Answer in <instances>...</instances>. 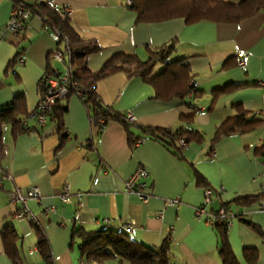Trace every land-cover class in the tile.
<instances>
[{
	"label": "crops",
	"instance_id": "crops-1",
	"mask_svg": "<svg viewBox=\"0 0 264 264\" xmlns=\"http://www.w3.org/2000/svg\"><path fill=\"white\" fill-rule=\"evenodd\" d=\"M128 1L51 0L50 4L66 6L76 34L100 47L86 57L89 72H99L118 53L135 54L137 62L124 64L135 69L151 49L172 41L174 49L168 56L187 59L195 92L184 100H161L154 96V87L148 81L137 75L128 77L124 70L100 79L96 92L102 103L134 116L136 126L132 129L142 140L132 148L117 121H108L96 132L82 101L73 95L64 101L62 139L57 123L50 119L44 126L29 121L31 129L25 131H14L12 121H2L0 264H15L4 251V226L13 230L23 264H46L29 220L15 217L18 205L10 201L11 192H24L30 187L38 188L40 196L28 199L27 207L43 228L53 264H80L79 239L73 236V228L92 231L105 224L152 246L169 235L171 260L176 264H221L217 232L195 215L206 188L211 189L208 209L216 210L228 202L240 213L241 219L232 218L227 230L236 259L241 264H264V6L257 5L250 16L235 23H185L183 18L137 23ZM12 4V0H0V31L9 19ZM19 48L24 62L9 66ZM56 49L64 52V43L51 40L37 14L28 19L21 40L0 35V108L18 95L23 96L25 112L35 107L43 72L48 66L58 73L64 71L63 63L52 57ZM238 53L246 54L244 67L236 64ZM156 65L154 72L162 66ZM221 88L225 91L214 93ZM239 108L258 113L255 118L260 122L248 131L212 142L216 128L236 115ZM22 117L18 115V119ZM181 126L200 132L202 139L187 142L180 155L141 130L155 127L174 131ZM137 166L148 172L146 202L124 190V180ZM63 193L71 195L70 202L60 199ZM77 193H81L80 199ZM244 196L256 200L244 205L234 203ZM175 197L178 202L169 204ZM45 207L53 209L45 215ZM245 247L257 251L255 263L244 261ZM100 264L120 263L105 260Z\"/></svg>",
	"mask_w": 264,
	"mask_h": 264
},
{
	"label": "trees",
	"instance_id": "trees-1",
	"mask_svg": "<svg viewBox=\"0 0 264 264\" xmlns=\"http://www.w3.org/2000/svg\"><path fill=\"white\" fill-rule=\"evenodd\" d=\"M50 2V0H29L26 4L30 16L32 14L39 15L44 26L60 30L69 37V62L73 68L71 84L68 87V92L56 99L48 112V119L57 123L61 139L65 137V127L62 119L63 114L66 112L64 101L73 95L82 101L87 111L88 121L96 129V132L99 133L108 121H117L123 126L131 148L142 140L141 137L134 134L132 128L136 124L134 120L128 119L127 112L114 110L102 103L97 95V82L117 70H124L128 77L137 75L148 81L154 87V96L161 100L172 98L184 100L189 94L195 92V83L187 59L185 57L169 58L168 56L174 49L172 41L151 49L147 59L138 61V67L135 69L124 65L137 62L135 54L118 53L107 60L99 72H89L86 67V57L100 47L93 44L91 40H82L70 26L67 16L61 15L58 8L51 6ZM257 5L264 6V0H242L239 3H230L224 0H131V7L135 11V21L137 23L159 22L172 18H183L185 23H195L201 20L235 23L250 16L256 10ZM20 55L21 48L18 49L8 65L14 66L19 63ZM156 64L162 66L157 72H154ZM45 71L59 74L51 70L49 66ZM38 89L41 95L44 91L41 78L38 82ZM77 90H80L82 95H75ZM224 91L225 88H221L215 90L214 93L219 94ZM238 110L236 115L227 118L216 128L212 142L235 132L248 131L260 122L255 118L258 113H249L240 108ZM29 113L30 111H24L23 96L18 95L9 105L0 108V127L2 121H12L14 131L31 129L30 126L23 124V120ZM19 114H23L24 117L18 119ZM181 117L187 120L190 119L189 116ZM262 123H264V120H262ZM141 130L147 133L150 138L163 144L175 155L181 154V150L187 142L202 139L200 132L187 126H181L174 131L155 127H141ZM179 140H183L184 145ZM89 144L91 143L89 142ZM254 200L256 198L253 196H244L236 198L234 203L244 205ZM220 208H223L221 213L219 212ZM211 211L214 221L210 225L217 232L220 239L218 254L221 264H241L236 259L227 238L229 221L231 218L241 219L240 213L232 209L228 202L221 203L218 209H212ZM28 220L37 237V248L43 260L46 264H53L50 246L39 220L36 216ZM246 223L252 229L258 230L253 223ZM72 234L79 239L80 263L82 261H96L100 264L105 260H117L120 264H176L171 260L172 241L169 235L160 244L152 246L138 241L124 230L109 227L106 224L103 228L92 231H85L81 227H76L73 228ZM1 238L7 256L15 264H23L19 259L16 237L11 227L4 226L1 229ZM243 258L247 263H255L257 251L252 247H245Z\"/></svg>",
	"mask_w": 264,
	"mask_h": 264
},
{
	"label": "built area",
	"instance_id": "built-area-1",
	"mask_svg": "<svg viewBox=\"0 0 264 264\" xmlns=\"http://www.w3.org/2000/svg\"><path fill=\"white\" fill-rule=\"evenodd\" d=\"M27 1L29 0H12V8L9 19L0 31L2 37L11 35L16 39H21L24 34L26 23L30 17L29 9L27 8ZM41 1V0H36ZM51 1V0H50ZM130 4V0L128 1ZM58 12L61 15L67 16L69 9L65 7L58 8ZM48 31V35L54 43H64V52L61 50H54L52 57L58 61H61L64 65V71L59 74H53L49 71H44L41 77V82L44 87V91L41 93L35 107L30 111L29 115L23 120L24 125H28L29 121L35 122L39 126H44L48 119V112L51 110L52 105L56 99L64 96L68 92V87L71 84V77L73 75V68L70 65L68 53L69 37L60 30L51 29L45 26ZM69 54V55H68ZM245 53H238L236 64L238 67H244L245 65ZM19 63H23V57L18 60ZM75 95H82L80 90L75 92ZM127 117L130 120H134L132 113L127 112ZM184 145L183 140H179ZM148 172L142 166H137L134 171L124 180V190L134 193L138 199L142 202H146L148 199V193L146 191L147 185L145 178ZM0 184H1V173H0ZM40 192L36 187H30L26 191L22 192L20 189H16L10 194V201L13 204L18 205V209L15 211L14 216L17 218L33 219L35 216L27 207L28 199H38ZM76 197L80 199L81 193H77ZM60 199L63 202H70L71 195L69 193H63L60 195ZM211 200V189L206 188L203 192V202L197 208H195V215L202 218L205 222L210 224L214 221L213 213L207 208ZM178 202V197L169 199V204ZM53 207H45L43 214H48ZM220 213L223 212V208H220ZM232 219V218H231ZM230 222V221H229ZM125 227L128 229L129 224ZM80 264H98L96 261L85 262L82 261Z\"/></svg>",
	"mask_w": 264,
	"mask_h": 264
},
{
	"label": "rangeland",
	"instance_id": "rangeland-1",
	"mask_svg": "<svg viewBox=\"0 0 264 264\" xmlns=\"http://www.w3.org/2000/svg\"><path fill=\"white\" fill-rule=\"evenodd\" d=\"M156 66H157V67H159L160 65H159V64H157Z\"/></svg>",
	"mask_w": 264,
	"mask_h": 264
}]
</instances>
